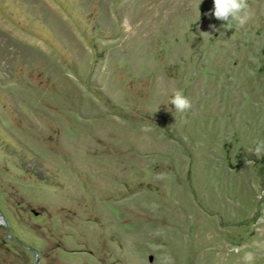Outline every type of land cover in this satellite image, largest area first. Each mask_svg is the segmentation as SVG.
<instances>
[{"label":"rangeland","instance_id":"374dc122","mask_svg":"<svg viewBox=\"0 0 264 264\" xmlns=\"http://www.w3.org/2000/svg\"><path fill=\"white\" fill-rule=\"evenodd\" d=\"M198 3L0 0V264H264V0Z\"/></svg>","mask_w":264,"mask_h":264},{"label":"clouds","instance_id":"9594fccd","mask_svg":"<svg viewBox=\"0 0 264 264\" xmlns=\"http://www.w3.org/2000/svg\"><path fill=\"white\" fill-rule=\"evenodd\" d=\"M200 3L201 0L197 5V10ZM213 5L214 9L210 14L225 24L235 22L236 27H243L251 19L248 0H213ZM169 103L178 113H187L192 108L191 101L182 90H175ZM253 151L257 156L264 155V140H258ZM249 259L251 260V256ZM159 264H174V259L170 254L164 253L160 257Z\"/></svg>","mask_w":264,"mask_h":264}]
</instances>
